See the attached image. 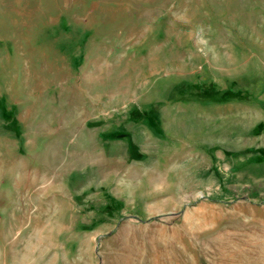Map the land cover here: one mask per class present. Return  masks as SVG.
<instances>
[{"label": "rangeland", "instance_id": "1", "mask_svg": "<svg viewBox=\"0 0 264 264\" xmlns=\"http://www.w3.org/2000/svg\"><path fill=\"white\" fill-rule=\"evenodd\" d=\"M0 264H264V0H0Z\"/></svg>", "mask_w": 264, "mask_h": 264}]
</instances>
